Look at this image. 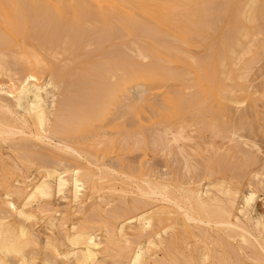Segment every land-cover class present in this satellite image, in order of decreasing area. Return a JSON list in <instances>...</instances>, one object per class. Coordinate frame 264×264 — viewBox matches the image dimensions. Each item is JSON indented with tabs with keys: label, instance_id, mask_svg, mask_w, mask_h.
<instances>
[{
	"label": "bare ground",
	"instance_id": "obj_1",
	"mask_svg": "<svg viewBox=\"0 0 264 264\" xmlns=\"http://www.w3.org/2000/svg\"><path fill=\"white\" fill-rule=\"evenodd\" d=\"M247 5V8L240 14L243 21L238 25V32L226 34L224 31L225 34L222 33L217 42V51L212 52V47L208 46L207 48L212 51L208 52L209 54L204 53V55L206 54L205 57L202 58L201 56V59L196 60L189 56L186 47L197 46L196 43L204 38V35L208 36L203 34L204 31L216 28L215 21H218L219 17L222 18L221 15L218 14V17L216 13L212 12L213 0H0V47H4V51L8 50L7 52H9L7 56L8 53L5 54L3 50L0 52V78L6 79L4 82L0 79V161H2L1 165L4 170L2 183L5 185L0 197V264H106L105 259L107 257L111 259L112 263L117 264H264V197H259V189L264 188V156L259 157V153H262L261 146L259 147L258 142L250 139L253 136L246 138L234 130L230 133L237 138H234L236 140L234 142L231 139L234 136L225 129V132L231 136H229L231 142L237 143L236 146H240L242 149H244L243 146L246 147L243 150L244 162L259 164L246 181L248 182V190L241 193L238 189L230 187L229 184L212 181L209 176L211 168L213 172L214 170L206 161L204 171L208 174L207 179L202 178L204 181L201 179L202 182L194 184L195 182L191 181L192 178L186 183V186L179 183L176 185L171 182L172 180L165 179L167 181H163L164 177L159 179L160 177L153 173L154 171L148 173L149 175L143 172H139L137 175L136 172L133 175V173L125 174V169L122 168V171L119 172L120 166L115 170L110 165L100 163L98 161L100 158H97L98 156L94 158L95 155L88 149L103 145L102 143H105L106 140L99 138V135L79 134L83 127L92 122L106 120L110 110L115 105L117 107V103L121 102L120 100L128 98L132 88L135 90L138 87L155 88V91L161 95L160 100L163 105L160 106L162 108H159L158 105L154 110V114L161 117H171L175 122H182L186 114L193 113L192 108L196 105L204 112L200 113L196 110V113L191 115L193 118H214L216 108L218 105H222L227 112H230L231 118L239 117L238 127L240 130L246 127L250 129V123L247 122L248 126L247 123L245 125L243 122L248 115L247 111L240 108L239 112L233 116L234 111L230 106V104L236 105L237 103L242 106V101L237 97L235 91L243 90L245 86L242 85L244 83L242 85L236 83L235 85L230 80L229 82L226 81L230 76L228 67L233 63L232 59H240L239 51L244 54L252 53L250 47H247L249 43L245 45L246 49L241 48L244 45L242 43L244 40L240 37L251 38L249 40L251 44L254 36L252 31L248 30L249 26L246 27L243 22L248 23L247 25L252 24L253 28L250 30L253 29L255 33H261L262 36L264 34V26H260L261 18L264 20L262 5H257L256 0H248ZM225 9L228 8L225 7ZM186 10L188 11L186 12ZM220 21L219 19L218 22L220 23ZM233 30L235 31V27ZM28 33L35 35L38 42L41 38L43 41L46 39L49 47L53 45L60 52L71 51L77 52V54L83 47H86L85 45H93V50H96L94 52L97 53L104 48V43L109 40L121 39L122 37L127 38V40L121 41L119 45L115 44L114 47L110 45L111 49L105 52L107 57L103 62L95 60L97 63L91 64L92 66L88 63L91 69L86 66L90 70L89 75L92 74L93 76V73L96 75L94 76L96 77L94 82L97 84L96 91L93 90L94 88L86 90L85 87L88 92L80 93L79 90L77 92L79 97H76V92L74 94L70 91L72 95L67 93L71 96L62 98L63 100L61 99L59 106L56 107L55 104L58 105V103L54 101V95L49 87H52L54 91L55 87L58 86L59 88L60 83H58L59 85L56 84L57 86L54 85L50 72L48 73L50 77L46 82L41 80L45 66L40 56H37L33 50H28L29 47L28 49L25 48V41H27L26 45L30 41V39L25 40L31 36L25 37ZM204 39L208 41L207 38ZM258 40L255 43L259 42ZM262 42L264 43V40ZM230 45L232 47H234L233 45L238 46V50L239 47L241 50L238 51L235 47L231 48ZM39 46L37 49L42 50V47L44 48V46ZM227 46H230V49ZM258 47L264 49V44ZM108 48L110 47L108 46ZM197 48L194 49L197 50ZM56 49L43 53L47 54V58L53 57L55 53L59 52ZM106 50L108 49L106 48ZM71 52L70 54H72ZM256 52L255 54H257ZM87 53L90 54V52ZM130 53H133L138 61H130ZM243 56H241V61L247 55ZM147 59L150 61L145 62ZM182 59L186 62L187 72L193 74L191 81L193 85L184 88L179 87V90L173 94L165 87L169 81L181 79L183 74L170 68V64H176L177 61L183 63L179 61ZM240 60L239 62L242 63ZM247 60L244 62L245 64L250 61L248 58ZM72 62L75 64V61ZM71 64L66 65L71 66ZM245 64L244 67H241L246 68ZM232 66L237 68L238 65L234 63ZM215 71L220 72L221 78H223L222 74L229 75L225 79V85L224 83L219 84V80L215 78ZM54 74L52 76L55 78ZM88 74L87 77H90ZM245 75L247 77L246 72L245 74H237L236 77L243 81L246 79ZM184 81L186 82V80ZM237 81L240 80L237 79ZM73 82L75 81H72V84ZM247 82L249 83L246 80L245 84ZM75 83L77 84V82ZM103 84L104 86L100 87ZM186 84L188 85V82ZM236 86L237 88H235ZM247 86L249 87V85ZM64 88L67 87H64L63 84ZM89 91H95L97 94L90 97ZM239 92L241 93V91ZM199 93L203 95L200 96ZM74 97L85 100V102L76 104ZM220 100L224 103H221ZM250 101L252 105H254L253 102H256L253 99ZM131 104L133 103L126 105ZM239 104L236 107L233 106L237 108ZM49 108L52 109L51 118L47 114ZM227 116L229 115L227 114ZM219 117L218 114V119H220ZM225 118L226 123H228V117ZM205 119L203 118L202 125L212 127L214 122L212 126H209ZM197 121L201 122L202 119H197ZM155 127L159 128L156 125ZM218 127L220 126L218 125ZM218 127L215 126V128ZM214 130L211 131L214 132ZM152 132L154 133V130ZM117 133L119 132L117 131ZM55 134H58L60 138L63 134H77L79 139L72 144L67 142L69 139L65 138L64 140H67L65 142L62 140L63 138H55ZM161 134L163 135L162 132ZM216 134L213 136L217 137ZM137 135H135L136 140V137L142 139ZM163 136L165 137V135ZM182 136L181 132L177 131L169 138L170 142L176 141ZM73 137L72 140H74ZM90 137H93L91 138L93 146L91 144L89 147L90 143H87L86 140ZM224 139L226 140V138ZM109 143H111L110 140ZM36 145L41 146L44 150L53 149L60 155L54 157L51 155L50 163H41L43 158L42 160L40 158L45 154L41 153L39 148H26V146ZM85 145H88V150L85 149ZM3 146L6 147L9 154L17 157L16 160L23 164L21 166L26 168L36 166L35 170H37L39 177L35 179L34 176L22 175L19 173V171L22 172V168L16 166H11L12 169L6 167L8 164H4L2 158L4 156ZM119 146L118 143L116 147ZM188 147L186 146V148ZM180 152L182 151L180 150ZM71 157L79 158V161H81L80 158L85 159L86 164L79 162L69 164L67 160L69 161ZM244 165L245 168L242 167L246 169L247 166ZM240 166L237 168L238 170L241 169ZM243 168L242 170H244ZM128 172L130 173V171ZM234 173L236 174V172ZM237 173L242 177L240 172L237 171ZM12 175L14 177L8 181L7 179ZM54 198L61 199L65 202V206H55ZM238 199L241 201L240 205L237 203ZM257 204L262 208L261 211L256 210ZM85 210L90 212L89 216L86 215L88 217L84 215ZM12 214L20 219V223L15 224L12 219L10 220ZM38 223L41 225L43 223L47 231L42 242L33 232L34 226ZM55 232L62 234L63 243L59 241ZM180 241L184 242L186 250L190 247L193 250V245L197 247L200 242L202 246L200 245V249L194 248L196 251V253L193 252L194 255L191 251L187 254L185 250L187 255L183 256V258L185 257L184 260H180L178 257L181 252L176 247ZM213 244H219L224 249L227 247L228 250L231 248L230 251L234 252L235 258L232 257L233 254L232 256L226 254L224 249V253L213 254V250L210 248ZM159 249L160 251H158Z\"/></svg>",
	"mask_w": 264,
	"mask_h": 264
},
{
	"label": "rangeland",
	"instance_id": "obj_2",
	"mask_svg": "<svg viewBox=\"0 0 264 264\" xmlns=\"http://www.w3.org/2000/svg\"><path fill=\"white\" fill-rule=\"evenodd\" d=\"M221 1V2H220ZM230 1V2H229ZM257 1V5L261 6L263 8V11H264V0H256ZM220 2V3H218ZM228 2V3H227ZM213 4H214V8L212 9V12L216 13V15L219 17V15H221L222 18H218V21L219 19L221 20L220 23L216 20L215 23L217 25V29L214 28V29H207L204 31L203 34H206L208 36H205L204 35V38H207L208 41L204 38L200 39L196 44L198 46H188L186 47V50H187V53L190 54L189 56H192V58L194 57V59L198 60L201 59V56L202 58L206 56V54H209L212 50V52H215L217 51L218 49V41L220 40L219 37H221V34L226 32V34H232L233 32L234 33H237V29H238V25L239 23H242V18L240 17V14L242 11H244L246 8H247V4H248V0H213ZM220 4V5H219ZM229 4V5H228ZM224 5V6H223ZM231 5V6H230ZM228 6V7H227ZM243 6V7H242ZM221 7V8H220ZM228 8V9H225ZM218 8V9H217ZM232 8V9H231ZM219 10V12H218ZM227 10V11H226ZM188 10H186L187 12ZM224 11V12H222ZM238 14H237V13ZM240 12V13H239ZM232 13V14H231ZM219 14V15H218ZM231 15V16H230ZM235 16V18H234ZM224 18V19H223ZM223 19V20H222ZM227 19V20H226ZM263 18H261V22H262ZM260 22V20H259ZM260 22V26L263 25L264 26V20L263 22L261 23ZM227 23V24H226ZM245 24L246 27H248V30L254 34V36L252 37L253 40H251V44H250V39L251 38H244V37H240L242 40H246V42L242 41V43L244 44L241 48L244 47V49H246V46L247 47H250V49L252 50V53H243L242 51H239L241 50V48L239 47V50H238V46L235 47V45H233L238 51H239V55H240V59H241V56L245 57V55H247L244 58H242V61L238 58L236 59H232L233 60V63H237V68L232 66V64H230V66L228 67V73H230L228 76H229V79L228 76H226V74H222L223 78H221V76L219 75V71H215V78L217 80H219V84L222 85V83H224V85L226 84V81L229 82V80L231 81V83H236L237 84H243L242 86L244 87L243 90H236L235 94L237 95V97L242 101V106L237 103L236 105L235 104H230L231 106V109L232 111H234V115H233V112L232 115L235 116L236 113L239 112V109L242 108L241 110H246L247 111V114L245 119L243 120V122H245V125L246 123H250V126L249 124L247 123V125L250 127V129L247 127L246 128H243L242 130H240V128L238 127L239 125V117H230V112H227L226 108L222 105H218V107L216 108V111H215V114L213 115V117H192L191 115H193V113L195 112L196 113V110L199 111L200 113L204 112L203 110L201 111V109H199V107L195 105V107L193 106L192 108V111L193 113H189V114H186L184 119L182 120V122H175L171 117H161L160 115L158 114H154L155 113V107H158L159 105V108H162L161 106L163 105L162 104V101L160 100L161 99V95L159 93H157L155 91V88H152V87H147L148 89H144V87H138V88H132V91L129 93V97L128 98H123V100H120L121 102L120 103H117V107L116 105L114 106V108H112L110 110V114H109V117L106 119V120H102V121H94V123L92 122L90 125L88 126H85L83 127L81 130H80V135H83L85 133L86 136H97L99 135V138L101 139H104V141L106 140L105 143H108V144H105V143H102L103 145H99L98 147L95 146V148H93V144H92V139L93 137H90L88 140H90V142L87 141V143H90L89 144V147L92 146L91 148L95 149H91V148H88L90 150V152H92L95 156H93L94 158L97 157V158H100L98 159V161L100 163H104V164H107V165H110L112 166L115 170L118 169V166L119 167V172L122 171L121 169L123 168L124 170V173L125 174H132L135 175L134 173H136V175L139 173V172H143L147 175H149L148 173H152V171H154L153 173L157 174L158 177H160L159 179H163V181L165 179L167 180H172L171 182L176 184V183H179L181 184L182 186H186V183L188 181H190L192 178V182H195L194 184H199L200 181L202 178H206L208 176V174H206V171H204V167H205V161L206 163H208V165H211L213 167V170L214 172L212 171V168L211 167H208V168H211V171H210V176L209 178H212L211 180L212 181H219V182H224V184H229L230 187L232 188H236L238 189L241 193H245L247 190H248V179H249V175H251V173L253 172V170L257 169V167L259 166V164L256 165L252 164L251 163H246L244 162V156H243V150L246 149V147L243 146L244 149H242L240 146H236L237 143H234L237 139L235 137V135L233 134H230L232 133V131H236V133L242 135L243 137H246V138H250L252 140H255L257 145L260 147V150L262 153H259V157H263L264 155V98L262 99V97H264V49H259L261 47H258L259 45L261 46L262 44H264L262 41L264 40L263 37H264V32L262 33L263 36L261 35V33L257 34L254 32L253 29L250 30V28H253L252 24H249L247 25L246 22H243ZM227 26V27H225ZM251 26V27H250ZM231 27V28H230ZM235 27V31L233 30V28ZM262 27V26H261ZM232 29V30H231ZM264 29V28H263ZM212 32H211V31ZM223 30V31H222ZM218 31V32H217ZM225 31V32H224ZM216 35H214V34ZM28 35H31V36H28ZM256 35V36H255ZM261 35V36H260ZM28 36V37H27ZM215 36V37H214ZM260 38H259V37ZM25 37H27L25 40L27 39H30V41L28 42L29 44L26 45L25 43H27V41H25L24 45H25V48L29 49L28 50H33L35 52V54L37 56H40V58L43 59V63H44V66H45V70H43L42 73L43 75H41V80L42 81H47L49 79V77L51 76L53 78V83L54 85L60 83V86L58 88L55 87L54 91L52 90V87H49V90L52 91V94L54 95V101L57 104H55L56 107L59 106V102L61 101V99H65L67 98V96H71L72 93L75 94V92L77 93L79 90H80V93L82 92H85L86 90H90L91 88H94L93 90H95L97 84H95V80H96V76L94 73H93V76L92 74H88L89 73V69H91L88 65L92 64L94 65V63H97L96 61H101L103 62L104 59H106L107 57V54H105L106 51H109L111 49V46L110 45H119L121 43V41H126L127 38L125 37H122L121 39H113V40H109L108 42L104 43V48L101 50V51H96V50H93L94 46L93 45H85L86 47H83L80 51H78V54L77 52H74L75 55H73L74 53L71 52V51H65V52H60V50L56 49L53 45L49 47V44H47V40L44 39L45 41H43V39L41 38L40 41L38 42V40L36 39V36L31 34V33H28ZM258 37V38H257ZM32 38V39H31ZM125 38V39H124ZM257 38V39H256ZM262 38V39H261ZM19 39H21V37H19ZM217 39V41H216ZM259 39V40H258ZM260 39H261V44H260ZM35 40V41H34ZM203 40V42H202ZM212 40V42H211ZM255 40V41H254ZM259 41L257 43H255L256 41ZM34 41V43H32ZM253 41V42H252ZM32 43V44H31ZM201 43V44H200ZM35 44V45H33ZM257 44V45H256ZM40 45V46H39ZM41 47V46H44V48L42 47V50L40 49V51H38L39 49H37V47ZM108 46L110 48H108ZM212 47L211 51L207 48V47ZM231 48H234L232 47V45H230ZM230 46H227L229 49H230ZM252 46V47H251ZM254 46V47H253ZM256 46V47H255ZM112 47V48H113ZM197 48L194 49V48ZM32 48V49H31ZM88 48V49H87ZM106 48L108 50H106ZM227 48V50H228ZM254 48V49H253ZM258 48V49H256ZM4 47H0V52L3 50L4 51ZM45 49V50H44ZM54 49L58 50L59 52L55 53V55L53 57H48L49 59H51L49 61V59L47 58V52H51V51H54ZM86 49V50H85ZM105 49V50H104ZM204 49H207L206 51ZM243 50V49H242ZM2 51V52H3ZM8 51V50H7ZM7 51H4L6 56L9 55V52ZM10 51V50H9ZM46 51V56L43 52ZM258 51V52H256ZM41 54H40V53ZM69 54H68V53ZM70 52L72 54H70ZM87 52H90V54L88 55ZM207 52V53H206ZM209 52V53H208ZM242 52V53H241ZM255 52L257 54H255ZM38 53V54H37ZM87 53V54H86ZM105 54L104 56L102 54ZM204 53H206L204 55ZM10 54H11V51H10ZM63 54V55H62ZM70 55V56H68ZM81 55V56H80ZM97 55H99V57H97ZM102 57H101V56ZM130 57H129V60L134 62V61H138L137 57L134 56L133 53H130ZM197 55V56H196ZM253 55V56H252ZM68 56V57H67ZM77 58H76V57ZM252 58H250V57ZM44 58H46L44 60ZM64 58V59H63ZM85 58V59H84ZM247 58L250 60L248 63H244V62H247ZM79 59V60H78ZM102 59V60H101ZM96 60V61H95ZM178 60V59H177ZM238 60V61H237ZM239 60L242 62L240 63ZM49 61V62H47ZM72 61H75L73 64ZM98 61V62H99ZM146 61H150V59H147L145 60ZM180 62L182 61L183 63H179L178 61L176 62V64H170V68H172L174 71L178 72V73H182L183 76L181 79L179 80H174V81H169V83H167L165 89L170 91L171 93L175 94L177 90H179V87L181 88H184L185 86H192L193 83L191 82L192 79H193V74L192 73H189L187 72V66H186V62L182 59V60H179ZM255 61V62H254ZM258 61V62H257ZM262 61V63H261ZM53 62V63H52ZM55 62V63H54ZM72 62V64H71ZM79 62V63H78ZM185 62V63H184ZM49 63V64H48ZM65 65H64V64ZM89 63V64H88ZM258 63V64H257ZM260 63V64H259ZM59 64V65H57ZM70 65L71 66H67V65ZM87 64V65H86ZM183 64V65H182ZM185 64V65H184ZM244 64L246 66V68H243L244 67ZM255 64V65H253ZM56 65V66H55ZM91 65V66H92ZM169 65V64H168ZM259 65V66H258ZM55 66V67H54ZM59 66V68H58ZM64 66V67H63ZM89 69H87V67ZM236 66V65H235ZM243 66V67H241ZM9 67V66H8ZM11 67V66H10ZM63 67V68H61ZM70 67V68H69ZM255 67V68H253ZM262 67V68H261ZM62 70H61V69ZM69 68V70H68ZM83 68V69H82ZM242 68V69H241ZM55 69V71H54ZM57 69H60V70H57ZM67 71H66V70ZM73 69V70H71ZM80 69V70H79ZM241 69V71H239ZM246 69V70H245ZM75 70V71H74ZM237 70V71H236ZM250 70V71H249ZM48 71V72H47ZM57 71V72H56ZM64 73H63V72ZM78 71V72H77ZM184 71V72H183ZM236 71V72H234ZM50 72V73H49ZM56 72V74H54ZM87 72V73H86ZM240 72V73H239ZM247 74V77L246 75L244 76L246 79H242L241 78H237L236 75L237 74H243V73ZM252 72V73H251ZM257 72V73H256ZM46 73V74H45ZM49 74H54L55 75V78L52 76V75H48ZM58 73H60L59 75H57ZM250 73V74H249ZM79 74V75H78ZM86 74V75H84ZM87 74L88 76L90 77H87ZM188 74V77H186V75ZM189 75H192V76H189ZM232 75V76H231ZM63 76V77H62ZM69 76V77H68ZM62 77V78H61ZM83 77V78H82ZM92 77V78H91ZM249 77V78H248ZM59 78V79H57ZM95 78V79H94ZM248 78V79H247ZM2 80V82L6 81V79L4 77H1L0 78ZM80 79V80H79ZM88 79V80H87ZM225 79H227L225 81ZM237 79H239L240 81H237ZM60 80V81H59ZM71 80V81H70ZM182 80V81H181ZM186 80V82H188V85L186 84V82L184 81ZM190 80V81H189ZM235 80V81H234ZM249 81V83L247 82L245 84V82ZM72 81H75L77 82V84L75 82H73L72 84ZM81 81H84L83 83ZM223 81V82H222ZM225 81V82H224ZM242 81V82H241ZM258 81V82H256ZM80 82V83H79ZM172 82V83H171ZM182 82H183V85H182ZM191 85H190V83ZM79 83V84H78ZM91 83H92V86H91ZM176 83V84H175ZM231 83H228V84H231ZM62 84V86H61ZM63 84H64V87H67L66 89L64 88L63 89ZM69 84H71L69 86ZM76 84V85H75ZM83 86H82V85ZM169 84V85H168ZM178 84V85H177ZM186 84V85H185ZM258 84V85H257ZM262 86H260V85ZM59 85V84H58ZM74 87H73V86ZM78 85V86H77ZM95 85V86H94ZM182 85V86H181ZM233 85V84H232ZM249 85V87L247 86ZM76 86V87H75ZM100 86V85H99ZM103 85H101L100 87H103ZM252 86V87H251ZM71 87V88H70ZM74 89H73V88ZM79 87V88H78ZM85 87H86V90H85ZM250 88L251 90H249L248 88ZM256 87V88H255ZM259 87V88H258ZM62 88V89H61ZM143 88V89H142ZM237 88V86L235 87ZM246 88V89H245ZM257 90H255V89ZM59 89L57 92L55 90ZM67 89H69V91H67ZM72 89V90H70ZM83 89V90H82ZM66 90V91H65ZM76 90V91H75ZM249 90V92H248ZM72 91V93L70 92ZM96 91V90H95ZM95 91H92L94 92L93 95H92V92L89 91L90 93H88L90 95V97L94 96L97 94V92ZM152 91V92H151ZM238 91V92H237ZM241 91V93L239 92ZM247 91V92H246ZM263 91V92H262ZM61 92V93H60ZM88 91H86L87 93ZM60 93V94H59ZM67 93H70V94H67ZM136 93V94H135ZM144 93V94H143ZM152 93V94H151ZM67 94V95H66ZM132 94V95H131ZM240 94V95H239ZM58 95V97L56 96ZM131 95V96H130ZM141 95V96H140ZM199 95H203L201 93H199ZM254 97H252V96ZM262 95V96H260ZM152 96V97H151ZM56 97V99H55ZM60 97V98H59ZM76 97H79L78 96V93H77V96ZM76 97H74V100L78 101L75 103L76 104H81L83 102H85V100H80V98L76 99ZM146 97V100H144V98ZM250 97V98H249ZM122 98V97H121ZM143 100H142V99ZM261 98V99H260ZM62 99V100H63ZM82 99V98H81ZM251 99H253V101L255 100L256 102H253L254 105H252V102L250 101ZM73 100V99H71ZM73 100V101H74ZM128 100V101H127ZM218 100V98H217ZM221 101V100H220ZM258 101V102H257ZM261 101V102H260ZM81 102V103H80ZM260 102V103H259ZM130 103H133L131 105H126V104H130ZM139 105H138V104ZM221 103H224V101H221ZM258 103V104H257ZM137 104V105H136ZM239 104V107L235 108L236 106H238ZM256 104V105H255ZM155 105V106H154ZM161 105V106H160ZM235 105V107L233 106ZM125 106H128V108ZM138 106V107H137ZM153 106V107H152ZM256 106V107H255ZM130 107V109H129ZM207 107H209L207 105ZM245 107V108H243ZM122 109V110H121ZM128 109V110H127ZM207 109V108H206ZM234 109V110H233ZM238 109V110H237ZM255 109V110H254ZM126 110V111H125ZM240 110V111H241ZM245 111V112H246ZM52 112V109L49 108L47 110V114H48V117L51 118V113ZM118 112V113H117ZM128 112V113H127ZM132 112V113H131ZM144 112V113H143ZM244 113V111H242ZM261 114H260V113ZM113 113V114H112ZM263 113V114H262ZM130 114V115H129ZM218 114H219V118L218 119ZM227 114L229 116H227ZM134 115V116H133ZM131 116V117H130ZM140 117V118H139ZM153 117V118H152ZM225 117H228L227 121H229L228 123H226V118ZM253 117V118H252ZM113 118V119H112ZM133 118V119H132ZM202 119V121H197V119ZM203 118L205 119V121H207V123L209 124V126L211 125L212 126V123H213V126L215 125L216 127H218V125L220 127L218 128H215V126L213 127H205L202 125V122H203ZM213 120H212V119ZM225 118V119H224ZM230 118V119H229ZM234 118V120H233ZM110 119V120H109ZM112 119V120H111ZM122 119V120H121ZM237 121H236V120ZM239 119V120H238ZM121 120V121H119ZM152 120V121H151ZM108 121V122H107ZM118 121V122H117ZM209 121V122H208ZM212 121V122H211ZM217 121H218V125H217ZM211 122V124H210ZM216 122V124H215ZM234 122V123H233ZM253 122V123H252ZM101 123V125H100ZM106 123V124H104ZM113 123V124H112ZM185 123V124H184ZM221 123V124H220ZM255 123V124H254ZM111 124V125H110ZM207 124V125H208ZM95 125V126H94ZM107 127H105V126ZM112 125H114V127H112ZM155 125L159 128H156ZM226 126V128H224V126ZM109 126V127H108ZM118 126V128H117ZM177 126V127H176ZM192 126V127H191ZM203 126V127H202ZM229 126V127H228ZM188 127V128H187ZM198 127V128H197ZM200 127V129H199ZM238 127V129H237ZM156 128V129H155ZM162 128V129H161ZM184 128V129H183ZM187 128V129H186ZM215 129L214 132L210 130ZM224 128V130H223ZM233 128V129H232ZM92 129V130H91ZM96 129V130H95ZM118 129V130H117ZM158 129V131H156ZM176 129V130H175ZM209 129V131H208ZM225 129H227L226 131L234 136L232 137L231 139L234 141V142H231L230 140V135L225 132ZM263 129V130H261ZM114 130V131H113ZM154 130V133L152 132ZM167 130V131H165ZM186 130V131H185ZM229 130V131H228ZM256 130V132H255ZM86 131V132H85ZM91 131V132H90ZM111 131V132H110ZM117 131L119 133H117ZM123 133H122V132ZM140 133H139V132ZM163 133V135H165L166 140H165V137L161 134V132ZM165 131V133H164ZM177 131H180L181 134L183 135L181 138L179 137L176 141H171L170 142V139L172 134L176 133ZM203 131V132H202ZM240 131V132H239ZM93 132V133H92ZM159 132V133H158ZM171 132V133H170ZM174 132V133H173ZM210 132V133H209ZM250 132V133H249ZM256 134H255V133ZM88 133V134H87ZM131 133H132V136H131ZM139 133V134H138ZM220 134V135H217V134ZM223 133V134H222ZM226 137H225V135ZM249 137H248V135ZM116 134V135H115ZM127 136H126V135ZM139 135V137H142L141 138H137L138 139H141V140H136L135 139V135ZM170 134V135H169ZM191 134V135H190ZM213 136V135H215ZM102 135V137H101ZM105 135V136H104ZM115 135V136H114ZM137 135V136H138ZM222 135H224V137L222 138ZM55 138H63L62 140L65 141L64 139H69V141H67L68 143H74L75 140L79 139V137L77 136V134L75 135H70V134H63L61 135L62 137L60 138L58 134H55ZM58 136V137H57ZM70 136V137H69ZM72 136H74V140H72ZM77 136V137H76ZM107 136V137H106ZM161 136V137H160ZM220 138H219V137ZM230 136V137H229ZM69 137V138H68ZM110 137V138H108ZM127 137V138H126ZM160 137V138H159ZM87 138V137H86ZM113 138V139H112ZM123 138V139H122ZM226 138V140L224 139ZM235 138V139H234ZM108 139V140H107ZM112 139V140H111ZM118 139V140H117ZM135 139V140H133ZM153 139V140H152ZM156 139V140H155ZM205 139V140H204ZM109 140L111 143H109ZM162 140V141H161ZM188 140V141H187ZM204 140V141H203ZM207 140V141H206ZM65 141V142H66ZM72 141V142H71ZM108 141V142H107ZM129 141V143H128ZM166 143H165V142ZM116 142V144H115ZM124 142V143H122ZM143 142L142 144H139V143ZM169 142V143H168ZM175 142V143H174ZM191 142V143H190ZM211 142V143H210ZM86 143V144H87ZM114 143V144H113ZM118 143H119V147H116V145L118 146ZM122 143V144H120ZM164 143V144H163ZM168 143V144H167ZM234 143V144H233ZM111 144V145H110ZM130 144V146H129ZM139 144V145H138ZM156 144V145H155ZM163 144V145H162ZM214 144V145H213ZM82 146V144H80ZM127 145V146H125ZM132 145V146H131ZM134 145V146H133ZM138 145V146H137ZM159 145V147H157ZM175 145V146H174ZM183 145V146H182ZM212 145V146H211ZM234 145V147H233ZM238 145V144H237ZM39 145H36V146H26V148H30V147H34L35 149L39 148L38 150H40L41 153L45 154L43 157L40 158V160H42L43 158V161L41 163H50L51 162V158L53 155L56 156V155H60L58 154L57 151L55 150H51V149H47V150H44V148H42L41 146ZM86 146V145H85ZM106 146V147H105ZM137 146V148H136ZM148 146V147H147ZM164 146V147H163ZM182 146V147H181ZM186 146L188 148H186ZM198 146V147H197ZM88 145L86 146L85 149H87ZM110 147V148H109ZM124 147V149H122ZM207 147V148H206ZM214 149H212V148ZM24 148V147H22ZM33 148V149H34ZM104 148V149H103ZM119 148V149H117ZM139 148V149H138ZM156 148V149H155ZM181 148V149H180ZM189 148H191L189 150ZM210 148V150H209ZM240 148V149H239ZM32 149V148H30ZM46 149V148H45ZM87 149V150H88ZM99 149V150H98ZM101 149V150H100ZM110 149V150H109ZM133 149V150H132ZM200 149V150H199ZM221 151H219V150ZM223 149V150H222ZM240 151H239V150ZM118 150V151H117ZM126 150V151H125ZM129 152H128V151ZM135 150V151H134ZM139 150V152H138ZM170 150V151H169ZM178 150V151H177ZM180 150L182 152H180ZM194 150V151H192ZM207 150V151H206ZM214 152H212V151ZM254 150V149H252ZM47 151V152H46ZM55 151V152H54ZM103 151V152H101ZM111 151V152H110ZM185 151V152H184ZM205 151V152H204ZM210 151V152H209ZM218 151V155L216 154V152ZM223 151V152H222ZM2 152H3V155L2 158L4 159L3 160V163L4 164H8L6 167L8 168H11L16 166L17 168H22V172L19 171V173H21L22 175H30V177L34 176L35 179H37L39 177V175L37 174V170H35V167L36 166H31V167H25V166H21L23 164H20V162L18 160H16V156L12 155V154H9L8 150L6 149L5 146L2 147ZM96 152V153H95ZM101 152V153H100ZM106 152V153H105ZM123 152V153H122ZM177 152V153H176ZM190 152V153H189ZM208 152V154H207ZM229 152V153H228ZM238 152V153H237ZM242 152V153H240ZM108 153V154H107ZM122 153V154H121ZM195 153V154H194ZM220 153V154H219ZM100 154V155H99ZM102 154V155H101ZM119 154V155H118ZM141 154V155H140ZM206 154V155H205ZM228 156H227V155ZM234 154V155H233ZM240 154V155H238ZM121 155V156H120ZM193 155V156H192ZM210 155V156H209ZM213 155V156H212ZM7 156V157H6ZM108 156V157H107ZM121 158H120V157ZM209 156V157H208ZM216 156H218L216 158ZM221 156V157H220ZM6 157V159H5ZM92 157V158H93ZM106 157V158H105ZM115 157V158H114ZM178 157V158H177ZM185 157V158H184ZM192 157V158H191ZM208 157V158H207ZM215 157V158H214ZM7 158L9 159L7 161ZM50 158V159H48ZM73 158V161L71 162ZM93 158V159H94ZM210 158H213V159H210ZM227 158V159H225ZM232 158V159H230ZM11 159V160H10ZM47 159V160H46ZM76 159H78L76 161ZM102 159V160H101ZM163 159V160H162ZM169 159V160H168ZM81 161H79V158H74V157H71L69 158V161L67 160V162L70 164H75V162H79L81 164H86V160L85 159H82L80 158ZM84 160V162H83ZM111 160V161H110ZM122 160V161H121ZM187 160V161H186ZM190 160V162H189ZM208 160H211L210 162H207ZM224 160V162H223ZM227 160V162H225ZM243 160V161H242ZM12 161V162H11ZM18 161V162H17ZM49 161V162H48ZM103 161V162H101ZM173 161V162H172ZM197 161V162H195ZM200 161V162H199ZM215 161V162H213ZM222 161V162H221ZM16 163V164H13V163ZM118 164H117V163ZM120 162V163H119ZM185 162V163H184ZM214 164H213V163ZM234 162V163H233ZM243 162V163H242ZM2 161H0V197H1V194L4 190V184L2 183V177L4 176V170L2 169V165H1ZM116 163V164H115ZM191 163V164H190ZM193 163V165H192ZM201 163V164H200ZM216 163V164H215ZM222 163V165H220ZM230 163V164H229ZM122 164V165H121ZM126 164V165H125ZM190 164V165H189ZM198 164V165H197ZM243 164V165H242ZM246 164V169L245 168V165ZM251 164V165H250ZM186 165V167H185ZM207 165V166H208ZM216 165H218V167H216ZM228 165V167H227ZM240 166V170H238L237 168H239ZM254 165V166H253ZM12 166V167H11ZM19 166V167H18ZM116 166V167H114ZM126 168H125V167ZM128 166V167H127ZM143 166V167H142ZM184 167V168H181V167ZM189 166V168H188ZM196 166V167H195ZM221 166V167H220ZM232 166V168H231ZM236 166V167H235ZM244 168H243V167ZM252 166V167H251ZM256 166V167H255ZM191 167V168H190ZM227 167V168H225ZM133 168V169H132ZM151 168V169H150ZM193 168V169H192ZM217 168V169H216ZM230 168V170H229ZM242 168L245 170H242ZM190 169V170H189ZM192 169V170H191ZM198 169V170H197ZM221 169V170H220ZM235 171H234V170ZM151 170V171H150ZM187 170H189L187 172ZM203 170V171H201ZM218 170V172H217ZM226 170H227V173H226ZM236 172V174L232 171ZM130 171V173L128 172ZM132 171V172H131ZM157 171V172H156ZM225 171V172H224ZM228 171H229V174H228ZM242 175V177L239 175V173ZM250 171V172H249ZM147 172V173H146ZM166 172V174H165ZM184 172V173H183ZM201 172V173H200ZM218 174H217V173ZM223 172V173H221ZM232 172V173H231ZM161 173V174H160ZM181 173V174H180ZM203 173V174H202ZM214 173V174H212ZM245 173V174H244ZM165 174V175H164ZM190 174V175H189ZM197 174V175H196ZM201 174V175H200ZM206 174V175H204ZM217 174V175H216ZM221 174V175H220ZM223 174V175H222ZM235 174V175H234ZM238 174V175H237ZM244 174V175H243ZM2 175V176H1ZM187 175V176H186ZM183 176V177H181ZM191 176V177H190ZM231 178H228L230 177ZM236 176V177H235ZM238 176V177H237ZM244 176V177H243ZM14 177V175L10 176L7 180H11L12 178ZM198 177V178H197ZM182 178V179H181ZM186 178V179H185ZM220 178V179H219ZM247 178V179H246ZM196 179V180H195ZM204 179H202L204 181ZM207 179V178H206ZM205 179V180H206ZM223 179V180H222ZM236 179V180H235ZM165 180V181H167ZM233 180V181H232ZM168 181V182H170ZM236 181V182H235ZM181 182V183H180ZM185 182V183H184ZM231 182V183H230ZM178 185V184H176ZM262 188L259 189V197H264V188L261 190ZM261 190V191H260ZM214 192V190H213ZM128 201L130 200L129 198L127 199ZM53 203L54 205L56 206H59V207H64L65 206V202H63L61 199H57V198H54L53 199ZM238 205L241 204V201L240 199H238L237 201ZM61 205V206H60ZM261 207L259 204L256 205V210L257 211H261ZM143 211L145 209H142ZM90 212L88 210H85L84 211V215H88L89 216ZM86 216V217H88ZM12 219V221L15 222V224H18L20 223V219L15 215V214H12L10 216V220ZM34 234L39 238V240L42 242L45 234L47 233L46 229L44 228L43 226V223L41 225V223H38L34 226V230H33ZM55 235L57 236V238L59 239V241L61 243H63V239H62V234L61 233H58V232H55ZM144 238V237H143ZM184 243V242H183ZM181 241L176 245L177 249L181 252H179L180 256L178 258H180V260H184L183 256L184 255H187L189 253L192 252V254L194 255V253H196L195 249L194 248H201V242L198 243L197 247L193 245V250H192V247L188 248V250H186V246L185 244H183ZM201 245V246H200ZM210 245V244H209ZM185 246V247H184ZM185 248V249H184ZM199 248V249H200ZM210 248L213 250H211L213 252V254H218L217 252H220L221 253H224V251L226 252V254L232 256L235 258L236 255H234V252L230 251L231 248L228 250V248L226 247V249H224L223 247H221L219 244L218 245H211ZM222 248V249H221ZM224 249V251H223ZM187 251V254H186V251ZM228 250V251H226ZM41 251V250H40ZM160 251V249L158 250ZM183 251V252H182ZM191 251V252H189ZM42 252V251H41ZM194 252V253H193ZM230 253V254H229ZM182 257V258H181ZM213 259V258H212ZM105 263L106 264H117V263H112L111 262V259L109 257H107L105 259Z\"/></svg>",
	"mask_w": 264,
	"mask_h": 264
}]
</instances>
